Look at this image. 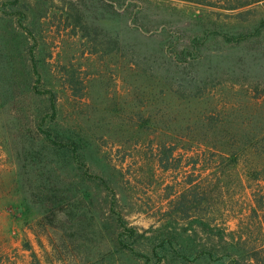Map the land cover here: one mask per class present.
I'll use <instances>...</instances> for the list:
<instances>
[{"label": "rangeland", "instance_id": "1", "mask_svg": "<svg viewBox=\"0 0 264 264\" xmlns=\"http://www.w3.org/2000/svg\"><path fill=\"white\" fill-rule=\"evenodd\" d=\"M236 2L0 0V264L264 243V4Z\"/></svg>", "mask_w": 264, "mask_h": 264}, {"label": "trees", "instance_id": "2", "mask_svg": "<svg viewBox=\"0 0 264 264\" xmlns=\"http://www.w3.org/2000/svg\"><path fill=\"white\" fill-rule=\"evenodd\" d=\"M261 2L264 4V0H252L251 2H247V0H237L236 4L229 6V8L230 9H240L248 5H259ZM254 30L255 32L252 33L253 36H259L263 34L264 19L260 22L258 28L256 27ZM224 36H226V34H224ZM233 39L234 38H232V40ZM243 40H245V38H243L242 36H239L236 40H233V42L231 41V43L239 45V44H242ZM29 57H30V62L32 63L33 73L37 77L36 82L40 83L41 74L38 70V66L36 63L35 55H34V50L31 49L29 53ZM38 91L41 94H45L49 96L50 110H51L50 118L51 120L56 119L57 117L56 94L49 90H44V91L38 90ZM41 125L39 126V129L44 136V140L46 144L49 145L48 146L49 148L52 147V149H54L55 151H59V145L64 148L66 147L65 144L63 143L59 144V142H57L55 138H53L52 133L49 130L42 128ZM74 150L77 151L76 149ZM74 153H75L73 157L74 163L79 165L80 168L85 169L86 165L83 163L81 156L78 155L77 152H74ZM84 173L87 175V171H85ZM45 204H47V207L49 209L53 210L54 206L59 204V197L55 196L48 200H45ZM117 223L119 227L121 228L124 227V222L122 221L121 218L117 219ZM124 249L129 250L133 254L135 253L136 256L143 257L141 254L135 252V250L131 249L127 245L124 246ZM173 251L175 252L176 256L184 262L199 261V260L217 262L220 260L229 259L228 264H264V243L259 246L250 247L248 249L246 248L244 249V248L236 247L232 245H224L222 247L200 248L199 250H195L194 252H191V254L194 255V258L192 260L190 258V253L183 252V251L181 252V250H177V249H174Z\"/></svg>", "mask_w": 264, "mask_h": 264}]
</instances>
